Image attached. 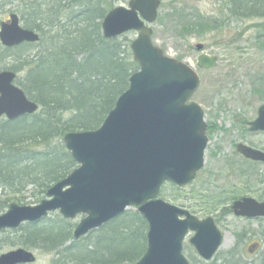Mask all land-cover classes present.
I'll list each match as a JSON object with an SVG mask.
<instances>
[{
  "label": "water",
  "instance_id": "water-1",
  "mask_svg": "<svg viewBox=\"0 0 264 264\" xmlns=\"http://www.w3.org/2000/svg\"><path fill=\"white\" fill-rule=\"evenodd\" d=\"M162 0H129L110 9L102 20L106 39L134 31L130 43L139 69L129 79L100 128L70 131L63 140L78 166L53 184L48 197L36 205L9 204L0 214V231L35 223L52 211L69 220L85 216L76 226L74 239L136 207L148 222L147 250L137 262L119 264H191L183 252L185 239L205 261L213 259L223 244L222 231L214 218L198 219L192 212L160 197L168 181L189 186L205 167L209 137L208 123L199 102L193 101L201 79L185 61L168 56L152 39V25L159 19ZM0 43L8 48L38 42L41 35L21 24L12 12L0 24ZM204 51L206 45L197 43ZM200 68H215L219 58L207 53L198 56ZM17 72H0V118L16 120L37 113L39 105L16 83ZM249 131H264V104ZM240 153L250 160L264 162V151L241 143ZM239 217L264 218V202L244 197L233 204ZM34 252L13 249L0 255V264H32Z\"/></svg>",
  "mask_w": 264,
  "mask_h": 264
},
{
  "label": "trees",
  "instance_id": "trees-1",
  "mask_svg": "<svg viewBox=\"0 0 264 264\" xmlns=\"http://www.w3.org/2000/svg\"><path fill=\"white\" fill-rule=\"evenodd\" d=\"M21 2L19 14L26 27L41 38L13 48L0 43V71H16V83L38 103L39 110L13 121L0 118V187L19 193L32 185L46 193L78 166L66 149L64 136L70 131L100 128L129 88L139 64L122 36L106 39L102 31V20L115 7V0ZM185 7L173 6L170 14L182 38L194 32L203 35L207 28L222 29L231 20L264 18V0H227L223 9L229 17L214 20L194 9L189 13ZM258 27L264 29V23ZM263 35L258 34L261 44ZM255 78L254 89L264 92V72ZM169 185L177 192L171 196L176 204L189 209L195 206L193 196L199 191L193 184L178 188L166 183L161 192L164 199L169 197ZM207 197L204 208L211 212L223 205L227 196ZM57 220L42 228L27 225L22 245L32 248L42 244L55 251V264L137 262L147 250L148 222L137 209H127L80 240H74V225L69 220ZM222 264L240 263L227 257Z\"/></svg>",
  "mask_w": 264,
  "mask_h": 264
},
{
  "label": "rangeland",
  "instance_id": "rangeland-1",
  "mask_svg": "<svg viewBox=\"0 0 264 264\" xmlns=\"http://www.w3.org/2000/svg\"><path fill=\"white\" fill-rule=\"evenodd\" d=\"M128 2L129 0H115L114 5H127ZM226 2L227 0H162L159 20L152 25L155 44L163 48L168 56L191 65L202 80L192 100L199 102L204 109L209 145L205 153V168L198 173L194 187L199 191L204 186L211 194L215 192L227 196L222 207L229 205L228 197L233 200L236 196L248 195L264 201V163L247 159L237 149L239 144L244 143L264 151V131H249L248 125L257 118L258 109L264 104V92L253 86L256 83L255 77L259 72H264V43L261 44L258 39V34H264L263 27H258V24L264 23V18L231 20L222 29L207 28L203 35L194 32L182 38L170 14L173 6H186L189 13H194L191 11L194 9L212 20L228 18L227 11L223 9ZM21 4V0H0V23L8 20L12 12L19 14ZM19 16L21 24L26 26L23 15ZM136 37L137 33L132 31L121 39L130 44ZM261 40L264 42V38ZM197 43L206 45V53L218 56L216 68L198 67L197 58L200 53L194 49ZM168 188L169 197L165 199L175 203L171 196L177 192L170 185ZM243 188L245 192L241 191ZM47 196L41 188L32 185L21 189L19 193L0 187V214L9 209L11 202L33 205ZM207 214L210 213H202ZM59 218L62 216L58 212H52L50 217L32 225L46 227ZM82 218L79 216L70 222L76 226ZM27 225L29 224L25 223L16 230L0 231V255L23 247L35 252L38 259L32 264H55L58 259L55 251L47 250L42 244L32 248L22 245ZM218 225L224 230L225 241L209 263L222 264L225 258L233 257L240 264H264V219L249 220L226 215ZM238 236L241 241L236 246L237 253L229 256V249L235 245ZM190 237L185 240L183 252L191 264H203L205 261L191 245ZM252 241H259L261 244L255 254L248 253L247 249Z\"/></svg>",
  "mask_w": 264,
  "mask_h": 264
},
{
  "label": "flooded vegetation",
  "instance_id": "flooded-vegetation-1",
  "mask_svg": "<svg viewBox=\"0 0 264 264\" xmlns=\"http://www.w3.org/2000/svg\"><path fill=\"white\" fill-rule=\"evenodd\" d=\"M248 159V158H247ZM250 160V159H249ZM205 168V167H204ZM203 168V169H204ZM202 169V170H203ZM198 177V176H197ZM197 179V178H196ZM196 179L193 181V185H195L194 184V182L196 181ZM191 185V184H190ZM165 186V184L163 185V187ZM162 187V188H163ZM183 188H186V187H183ZM48 191V190H47ZM47 191H46V193H47ZM241 191H244L245 192V188H243V190L241 189ZM226 192V191H225ZM241 193H243V192H241ZM216 194H218V193H215V192H213L212 194L210 193V192H207V189L204 187V186H201V188L199 189V193H197V195H195V196H193V198H194V203H195V206L193 207V208H191V209H189V208H187V207H185V206H182V205H178L179 207L181 206L182 208H184V209H187V210H189L190 212H192L198 219H200V220H204L205 218H208V217H211V218H214V220H215V223H216V225H217V227L220 229V227H219V225H218V223L219 222H221L222 220H223V218L224 217H226V215H233V216H235V217H238V218H242V219H249V220H255V219H264L263 217H256L255 219H250V218H247V217H245V218H243V217H239V216H237L234 212H233V204L236 202V201H238V200H243L244 199V197H246V196H248V195H244V196H236V197H234V199L233 200H231V198L230 197H228L227 199L229 200L230 199V203H229V205L228 206H223L222 207V205L221 206H219V207H216V208H214V210H212L211 212H207L206 211V208H204V204H205V202H206V200L205 199H208L209 200V198L207 197V195H210L211 197L212 196H215ZM201 196V197H200ZM248 197H252V196H248ZM252 198H255V197H252ZM44 199H46V198H44ZM257 199V198H256ZM258 200V199H257ZM259 202H264V201H261V200H258ZM33 205H35V204H33ZM227 208V209H226ZM204 212H207V213H210V214H207V215H202V213H204ZM61 215V214H60ZM49 217V216H48ZM48 217H46V218H48ZM79 217V216H78ZM77 217V218H78ZM81 217H85V216H81ZM46 218H43L42 220H44V219H46ZM82 218V219H83ZM65 219H67V218H65ZM76 219V218H75ZM81 219V220H82ZM67 220H69V219H67ZM80 220V221H81ZM115 220V219H114ZM69 221H74V220H69ZM79 221V222H80ZM113 221V220H112ZM40 222H42V221H40ZM40 222H35V223H40ZM77 225H78V223H77ZM76 225V226H77ZM75 226V225H74ZM76 226L74 227V230H73V235H74V231H75V228H76ZM103 226H105V225H103ZM102 226V227H103ZM102 227H100V228H102ZM100 228H97V229H100ZM96 229V230H97ZM96 230H93V231H96ZM221 231H222V234H223V239H224V230H222V229H220ZM93 231H91V232H93ZM91 232H89V233H91ZM88 233V234H89ZM194 235V232H192L189 236H191L190 238H192V236ZM188 236V237H189ZM187 237V238H188ZM190 238H189V240H190ZM236 239H238L236 242H235V245L231 248V249H229L230 250V255L229 256H231L232 254H235L236 255V253H237V250H236V246L240 243V241H241V239H240V236H238ZM224 241H225V239H224ZM224 241H223V244L220 246V248L224 245ZM260 247H261V244H260V242L259 241H256V242H253L252 241V243H250L249 245H248V247H247V249H248V253H250V254H255L259 249H260ZM219 248V249H220ZM219 249H218V251H217V253L219 252ZM234 251V252H233ZM216 253V254H217ZM215 254V255H216ZM214 255V256H215ZM214 259V258H213Z\"/></svg>",
  "mask_w": 264,
  "mask_h": 264
}]
</instances>
